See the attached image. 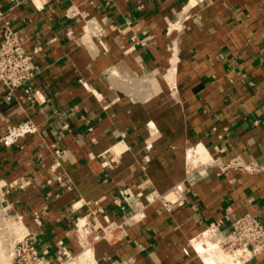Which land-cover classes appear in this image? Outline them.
<instances>
[{"label": "crops", "instance_id": "0c3cea01", "mask_svg": "<svg viewBox=\"0 0 264 264\" xmlns=\"http://www.w3.org/2000/svg\"><path fill=\"white\" fill-rule=\"evenodd\" d=\"M43 1L0 0V40L7 21L39 65L35 97L0 87V136L35 125L0 141L4 212L56 261L79 251L73 222L89 207L120 220L140 200L143 219L96 241L94 264H208L188 243L208 222L264 217V170L229 182L195 165L219 148L264 165V0ZM178 185L182 201L164 207Z\"/></svg>", "mask_w": 264, "mask_h": 264}, {"label": "built area", "instance_id": "2783aa9c", "mask_svg": "<svg viewBox=\"0 0 264 264\" xmlns=\"http://www.w3.org/2000/svg\"><path fill=\"white\" fill-rule=\"evenodd\" d=\"M31 1L34 3V0ZM34 4L37 6L36 3ZM89 34L93 35L102 47H105L102 40L104 34L102 28L97 27ZM38 71L39 65L33 54L24 46L19 33L13 30L5 21L4 32L0 40V87L5 88L7 93L11 94L17 87L25 86L28 97H35V93H33L30 86V80ZM34 130L35 125L31 120L20 121L9 126L0 136V141L5 145H11ZM221 151L222 149L219 148L215 154L199 159V163L195 162V165L211 167L216 175L226 177L229 182L234 181L235 173H256L264 170V165L257 161L247 162L240 155H234L227 160H223L219 154ZM185 190L187 188L181 185L174 186L171 189L174 195L173 199L167 198L163 194L157 196V199L164 207L171 208L177 202L182 201ZM147 200L150 202L154 198L151 197ZM2 201L3 193L0 184V204ZM114 201L119 206L121 205L117 199ZM135 203L137 206L135 211L130 212L120 220L107 218L104 222L100 219L103 212L102 208L89 207L84 214L77 216L73 222L79 251L72 254L63 247L58 250L59 255L56 261H50L48 258L41 256L36 246V235L34 233L25 231L20 234L19 229H16L19 234L16 237L12 236L9 247V261L4 264H65L86 249L92 251L96 241L101 239L109 242L123 240L127 236V227L141 221L145 216L142 202L138 200ZM121 207L123 208L122 205ZM4 214L6 215L5 218L12 216L10 213ZM11 219L21 222L18 216H13ZM12 229V227H9L11 233L14 234V229ZM188 243L198 257L202 258L197 247L214 248L229 254L235 260V264H246L254 257L264 253V217L246 211L236 216L230 222L228 228L223 227L219 221H210L201 232L191 237ZM133 262L134 258L131 256L122 261L123 264H132ZM86 263L94 264L93 261H87Z\"/></svg>", "mask_w": 264, "mask_h": 264}, {"label": "rangeland", "instance_id": "374dc122", "mask_svg": "<svg viewBox=\"0 0 264 264\" xmlns=\"http://www.w3.org/2000/svg\"><path fill=\"white\" fill-rule=\"evenodd\" d=\"M4 210L0 204V264L8 263V261H9V247L11 245L12 238L16 237L19 234L16 229H18V227H20V224H21L16 219L5 218L6 215L4 213H6V212H4ZM11 218H12V216H11ZM9 227L10 228L12 227L14 229V234L11 233V231L9 230ZM75 258H76V261L74 263L73 260ZM78 258L80 260H78ZM87 258L88 257L86 255H83V252H82L81 254L74 257L72 260H70L71 263H69V264H87L86 263L88 260ZM70 261H68V262H70ZM68 262H66V263H68Z\"/></svg>", "mask_w": 264, "mask_h": 264}, {"label": "bare ground", "instance_id": "6f19581e", "mask_svg": "<svg viewBox=\"0 0 264 264\" xmlns=\"http://www.w3.org/2000/svg\"><path fill=\"white\" fill-rule=\"evenodd\" d=\"M200 146V145H199ZM201 256L204 257L206 262L208 264H235V260L232 259V257L229 254H226L219 249H214V248H203V247H197ZM91 251L90 250H84L83 255H86L88 258V262L93 261V256L91 257ZM78 260H80L78 258ZM76 258L73 260L75 263ZM71 263L68 262L66 264ZM77 263V262H76Z\"/></svg>", "mask_w": 264, "mask_h": 264}]
</instances>
